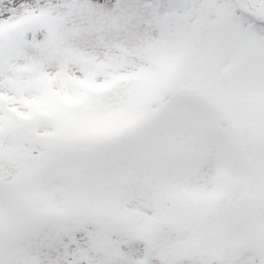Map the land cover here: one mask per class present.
<instances>
[{
	"label": "snow or ice",
	"instance_id": "snow-or-ice-1",
	"mask_svg": "<svg viewBox=\"0 0 264 264\" xmlns=\"http://www.w3.org/2000/svg\"><path fill=\"white\" fill-rule=\"evenodd\" d=\"M0 264H264V0H0Z\"/></svg>",
	"mask_w": 264,
	"mask_h": 264
}]
</instances>
